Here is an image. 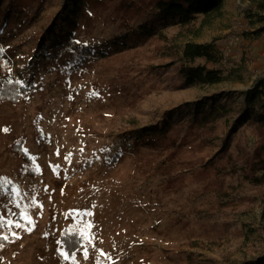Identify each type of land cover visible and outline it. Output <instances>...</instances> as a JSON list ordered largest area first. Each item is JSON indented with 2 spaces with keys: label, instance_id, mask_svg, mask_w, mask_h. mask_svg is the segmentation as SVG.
I'll list each match as a JSON object with an SVG mask.
<instances>
[{
  "label": "rangeland",
  "instance_id": "obj_1",
  "mask_svg": "<svg viewBox=\"0 0 264 264\" xmlns=\"http://www.w3.org/2000/svg\"><path fill=\"white\" fill-rule=\"evenodd\" d=\"M64 6L0 0V84L24 88L0 102V264L264 262V114L247 101L264 91V36L250 2L186 26L148 0ZM186 43L220 57L192 65L221 83L181 86ZM65 229L82 239L71 256Z\"/></svg>",
  "mask_w": 264,
  "mask_h": 264
},
{
  "label": "trees",
  "instance_id": "obj_2",
  "mask_svg": "<svg viewBox=\"0 0 264 264\" xmlns=\"http://www.w3.org/2000/svg\"><path fill=\"white\" fill-rule=\"evenodd\" d=\"M150 5L163 14H167L171 17H177L183 25H188L191 20L197 16H202L204 24L207 22L219 18L222 15L223 6L225 0H148ZM252 6V10L244 16L248 25H252L254 21L260 22L263 25L260 27L258 35L264 36V0H247ZM82 0H66L67 6L63 9L69 10V5L81 6ZM254 10V11H253ZM64 13V11H63ZM179 56L189 66L181 67L178 74L181 78V86L184 88L202 87L204 85L219 84L224 80L222 70L219 68H207L205 65L193 66V62L199 59H203L208 63L217 65L220 62V57L212 51L209 46L203 44L186 43L179 50ZM9 60L4 56L3 51L0 49V75H8L10 71ZM259 87L250 90L247 93V101L249 104H257L258 108L264 114V91ZM24 92L19 83L15 79H5L0 84V102H8L11 105L16 104L20 100V94ZM218 98V96H215ZM188 108L202 107V103L188 104ZM204 117H211L210 113H203ZM154 130V129H153ZM149 128L138 129L135 134L146 135L154 134L155 131ZM128 139H124L121 143H126ZM15 148V146H14ZM18 149V146L16 147ZM15 148V149H16ZM264 153V146L262 147ZM23 158H25L23 156ZM118 157H114L112 162L116 161ZM259 172L264 174V161L261 165ZM61 241L64 247V251L68 256H71L73 252L79 247L82 239L77 231L69 232L65 229L61 236ZM9 241H2L0 239V246H4ZM264 264V262L260 263Z\"/></svg>",
  "mask_w": 264,
  "mask_h": 264
},
{
  "label": "snow or ice",
  "instance_id": "obj_3",
  "mask_svg": "<svg viewBox=\"0 0 264 264\" xmlns=\"http://www.w3.org/2000/svg\"><path fill=\"white\" fill-rule=\"evenodd\" d=\"M57 155H59V153H57ZM64 160H65L67 163L71 164V163H72L71 154L65 156V157H64ZM58 166H59V165H57V167H58ZM2 219H3V217H0V220H2ZM9 223H11V221H9ZM16 227H17V228H21V227H24V225L17 224ZM103 254H104V253L101 252V255H103ZM83 257H84V260H85V261H87V260L90 259L89 251H88V249H87L86 247L84 248V251H83Z\"/></svg>",
  "mask_w": 264,
  "mask_h": 264
}]
</instances>
